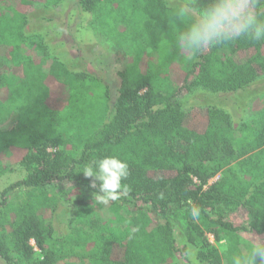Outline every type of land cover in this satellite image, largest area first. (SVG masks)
I'll return each mask as SVG.
<instances>
[{"label":"trees","instance_id":"16d2710c","mask_svg":"<svg viewBox=\"0 0 264 264\" xmlns=\"http://www.w3.org/2000/svg\"><path fill=\"white\" fill-rule=\"evenodd\" d=\"M62 2H0V47L21 54L33 39L27 35L30 14ZM209 3L191 0L187 8L199 17ZM77 4L125 59L115 99L95 74L56 56L45 70L22 54L12 61L9 77L0 63V152L9 154L24 174L0 192V259L6 264H60L75 240L92 254L89 264H167L190 245L198 248L200 264H236L239 258L260 264V257L251 259L239 233L253 232L264 241V112L254 125L233 128L227 110L200 106L186 111L180 99L197 90L246 92L264 79V39L241 36L192 54L165 37L172 29H183L184 21L175 18L169 0ZM258 11L264 13V0ZM228 47L225 57L222 51ZM39 49L46 58L43 43ZM105 157L126 162L129 171L121 181L126 187L109 201L149 206L156 215L154 225L121 236L107 234L94 222L85 232L57 229L58 209L72 189L101 195L100 182L91 187L93 178L83 172L88 167L98 171V161ZM9 170L0 159V177ZM18 189L26 197L15 206L9 193ZM74 207L78 214L90 213L82 200ZM174 225L185 239L180 249ZM207 234L216 240L223 235L224 253ZM32 242L42 258L36 257Z\"/></svg>","mask_w":264,"mask_h":264},{"label":"rangeland","instance_id":"374dc122","mask_svg":"<svg viewBox=\"0 0 264 264\" xmlns=\"http://www.w3.org/2000/svg\"><path fill=\"white\" fill-rule=\"evenodd\" d=\"M4 0H0L3 2ZM79 0H63L62 4L55 9H42L37 7L30 14L29 28L27 35L32 39L28 45H23L22 53L17 55L11 53L8 47H0V63L6 65V77L11 76L10 67L13 60L17 62L22 54L27 55L35 63L47 70L51 63L52 56L75 64V68H84L96 75L106 86L111 88L112 99H115L116 90L119 84L118 74L123 70L125 59L123 55L114 49L113 45L107 41L98 31L94 18L90 15L80 12L78 8ZM191 0H169L174 9L172 10L175 18L184 20L183 29L170 30L166 34L168 42L175 40L180 46L178 35L186 29L187 24L195 18H198L194 12L187 8ZM179 21V20H178ZM180 22V21H179ZM180 31V32H179ZM43 43L47 49L48 56L43 58V53L39 49V44ZM181 47V46H180ZM182 49V48H181ZM230 48H225L222 55L227 57ZM184 52L185 50L182 49ZM182 61H187V57L182 55ZM6 61V64L4 63ZM4 88V87H3ZM1 95L5 93L1 92ZM181 97V96H180ZM183 107L186 111L200 106H217L231 113L233 128L240 124H251L261 120L264 112V79L259 80L252 85L243 94L237 95H214L204 90H197L191 94L182 95ZM247 98V99H246ZM245 99L244 103L239 100ZM90 104V103H89ZM112 106V105H111ZM81 136L82 139L87 136L89 130ZM0 159L9 167V172L0 177V192L9 185L20 181L24 174L15 160L0 152ZM219 176L211 180L209 184L219 180ZM22 190H14L9 193L10 202L19 206L25 198ZM79 200L84 201L89 207V215L84 212L78 214L74 203ZM114 205L109 200L104 202L99 199L92 191L87 188L77 187L71 190L69 200L58 209V217L54 221L57 229L68 234L72 232H85L89 230V225L93 222L99 225L109 235L121 236L128 231H132L141 225L152 226L155 223L156 215L151 212L147 205L121 204ZM201 223V222H200ZM182 228L183 222H177ZM175 224V225H177ZM208 223L204 222V226ZM176 237L178 238L179 249L184 240L181 237V231L177 226ZM245 226V224H242ZM209 242L215 246L220 253L226 249L223 235L216 240L212 234H207ZM239 239L241 244L253 257L254 249L257 245H264L263 239L253 232H240ZM35 247V243L32 242ZM66 257L62 258L60 264H89L92 254L88 249L82 248L81 242L72 241ZM198 248L189 246L185 253H177L167 264H200L196 259ZM37 258H42L40 251L35 247ZM256 256L254 260L258 259ZM0 264H6L0 259Z\"/></svg>","mask_w":264,"mask_h":264},{"label":"clouds","instance_id":"9594fccd","mask_svg":"<svg viewBox=\"0 0 264 264\" xmlns=\"http://www.w3.org/2000/svg\"><path fill=\"white\" fill-rule=\"evenodd\" d=\"M259 0H210L198 18L192 19L186 29L178 35L181 48L192 54H199L214 46L227 45L241 36H251L256 40L264 39V19L258 11ZM98 171L88 167L83 172L86 178H93L91 187L99 181V199L107 202L116 200L121 181L129 175L128 164L117 157H105L98 161ZM193 216L198 210L193 209ZM260 257L264 264V245H257L253 257ZM236 264H249L239 258Z\"/></svg>","mask_w":264,"mask_h":264}]
</instances>
